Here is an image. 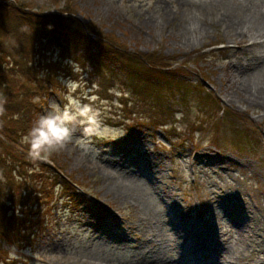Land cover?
Here are the masks:
<instances>
[{"label":"rangeland","instance_id":"obj_1","mask_svg":"<svg viewBox=\"0 0 264 264\" xmlns=\"http://www.w3.org/2000/svg\"><path fill=\"white\" fill-rule=\"evenodd\" d=\"M24 1L38 12L67 3ZM72 2L83 29L49 31L53 56L68 66L63 88L47 98L38 119L71 97L94 108L99 131L78 130L45 161L58 165L52 180L59 199L49 226L23 241L26 248L4 243L16 264H146L150 254L181 264L201 248L234 264L264 263V103H252L229 82L230 73L247 83L250 72H264V51H257L264 42L251 45L260 33L241 36L224 16L227 8L236 16L248 10L258 17L255 30H264V16L255 12H264V0ZM88 22L120 36L127 55L91 43ZM139 50L176 56L174 71L147 65ZM69 178L77 194L64 184ZM205 235L207 243L194 246ZM179 236L189 250L175 246Z\"/></svg>","mask_w":264,"mask_h":264},{"label":"trees","instance_id":"obj_2","mask_svg":"<svg viewBox=\"0 0 264 264\" xmlns=\"http://www.w3.org/2000/svg\"><path fill=\"white\" fill-rule=\"evenodd\" d=\"M32 7L24 0H0V99L5 101L0 115V262L14 261L4 243H18L23 249L30 244L23 241L49 226L57 190L52 175L59 176L58 165L52 168L45 161L33 162L27 156L25 137L47 98L63 88L61 72L68 66L53 56L55 45L48 34L69 35L70 27L83 29L72 0L58 12H38ZM86 26L97 44L112 47L116 54L129 52L114 31L105 32L95 22ZM135 53L154 68L172 63L157 50ZM64 184L77 191L72 179Z\"/></svg>","mask_w":264,"mask_h":264},{"label":"clouds","instance_id":"obj_3","mask_svg":"<svg viewBox=\"0 0 264 264\" xmlns=\"http://www.w3.org/2000/svg\"><path fill=\"white\" fill-rule=\"evenodd\" d=\"M68 104L60 108L51 105L50 111L41 115L29 129L25 143L27 156L33 161H46L53 153L62 151L72 140L74 133L84 136L96 135L99 131L98 113L88 103L68 98ZM5 101L0 99V115L4 113ZM180 118V114H176Z\"/></svg>","mask_w":264,"mask_h":264},{"label":"bare ground","instance_id":"obj_4","mask_svg":"<svg viewBox=\"0 0 264 264\" xmlns=\"http://www.w3.org/2000/svg\"><path fill=\"white\" fill-rule=\"evenodd\" d=\"M234 12L236 13V10L234 9ZM239 12V11H238ZM255 12L261 14L262 16H264V12H258L255 10ZM235 13H232L231 9L227 8L225 10L224 16H231L234 20L229 21L230 23H232L233 25H235L237 27V29L240 30V35L243 36L245 34H248L250 37H253L254 34H259L260 37L257 38H252V42H256L258 41V38H263L259 41L264 42V30L259 29V31L255 30L257 27L255 25L254 19L258 18L255 16L254 14H250L248 12V10L246 11H242L239 12V15L236 16ZM222 16V14H221ZM261 21H264V19H260ZM256 27V28H255ZM195 27H192L193 33L197 30H195ZM236 37V36H235ZM235 40V39H234ZM258 52H262L264 50H257ZM264 55V54H263ZM246 62H248V59H246ZM245 72H247L246 70H243ZM241 72V71H240ZM257 72V71H255ZM254 73V72H253ZM230 80L229 82H231V84L236 87V89L241 90L242 88H244L243 90L246 92V96L249 98V100L252 103H256L258 105L263 104L264 103V72L259 74L258 76H254L251 72H250V77H252L251 81H248L247 83H245L240 77L239 74H235V73H230ZM243 85H245V87H243ZM240 87V88H239ZM185 221V220H184ZM182 237H176L173 241L175 243V246H182V249H187L189 250L190 248V244H180V240ZM206 238L204 237H199L197 239H195L194 241H199L200 244L205 245L206 242ZM152 243H154L156 246H160L161 244H163L165 251L166 250H171L174 249V245L172 242L169 241H165L162 242L159 239H151L150 240ZM179 241V243L176 244V242ZM215 241V240H214ZM201 247V246H200ZM163 249V250H164ZM148 253V252H147ZM210 255V256H208ZM149 259L146 258V256H144L148 261L146 262V264H175V259H173L172 255L171 256H165V257H161L160 255L157 254H150L149 255ZM184 258H188L184 257ZM207 258H213L215 262H217V264L221 261V264H234L232 261L228 259L227 261H222L220 259L217 258L216 254H208V251L201 248V250L198 252V255H195V257H193L192 259H196L199 263L198 264H203L204 261H206ZM232 259H236L239 258V256L236 254L233 257H231ZM261 261H259L257 264H264L262 262V259H259ZM101 261V260H99ZM173 261V263H172ZM258 261V260H257ZM256 261V262H257ZM179 264V263H176ZM205 264V263H204Z\"/></svg>","mask_w":264,"mask_h":264}]
</instances>
